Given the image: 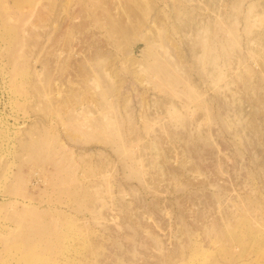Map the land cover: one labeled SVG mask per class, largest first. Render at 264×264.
Listing matches in <instances>:
<instances>
[{
    "label": "rangeland",
    "instance_id": "374dc122",
    "mask_svg": "<svg viewBox=\"0 0 264 264\" xmlns=\"http://www.w3.org/2000/svg\"><path fill=\"white\" fill-rule=\"evenodd\" d=\"M141 2L140 84L89 0H0V264H264V0Z\"/></svg>",
    "mask_w": 264,
    "mask_h": 264
},
{
    "label": "bare ground",
    "instance_id": "6f19581e",
    "mask_svg": "<svg viewBox=\"0 0 264 264\" xmlns=\"http://www.w3.org/2000/svg\"><path fill=\"white\" fill-rule=\"evenodd\" d=\"M89 1L92 2V4H94L95 6L99 7L101 9L102 13L97 11L95 8H92L93 5L89 7V6H85L82 3H80V4H82L81 5V7H83L82 10H84L83 12H85V13L83 15V19H77L78 22L76 24H74V26L72 27V31L75 33L74 36L79 37L78 41H76V42H78V45H77L78 48L83 49V47L86 46V50L79 53V55H82V57H83L80 64L82 65V63H84V60L86 61L89 58V56L93 57L95 55V57H97L98 53L101 54V52H98V51H100V49H102V48H98L101 39L100 40L97 39V40H95V42H93V40L95 38L92 36V35H94L92 32L95 31V29L98 30L99 26H100L101 31H104V30L107 31V33H108L107 34V40H111L113 42V44H114L113 46H114L115 50L117 51V52L115 51V53H114L117 56V59H119V57L121 56V53L124 57H128V55L125 54V52H128V51H126L124 49L126 47H124L123 43H124V41L125 42H127V41L131 42L134 39L135 40L140 39L137 36L134 37L135 35H133V34H136L134 32L139 33L138 28L141 29V27H140L141 24H139V22H138L140 19H137V15H139L138 10L140 9L142 11V7H143L141 4L142 3L141 0H136L135 4L132 6H131L132 3L129 2L128 0H89ZM143 9H144V7H143ZM142 21L140 20V23ZM98 23L100 25H98ZM96 25H97V27H96ZM33 30H34V32L36 31L35 26H34ZM139 31H141V30H139ZM56 33H58V34H55L58 37L59 32H56ZM36 34H37V32H36ZM56 36H54V38H56ZM96 37L98 38V36H96ZM148 38L149 37L144 38V41H146V43L152 42L151 39L149 38L150 39L149 40ZM121 44L124 47L123 51H125V52H120V50H121L120 47H122ZM151 44L148 45L150 50H152ZM66 46H67L66 49H67V54H68L67 57H69V58H70V56L76 57V54L75 55L69 54V51H71V50L74 51V42L69 40L66 42ZM129 51L130 52H128L127 54H131V50H129ZM55 59H56L58 65L69 64L68 59L67 60L63 59V57H61L59 53H57V55L55 56ZM136 62H139V60H135L132 56H129L126 59L125 64L122 66L121 71L125 72V77L128 76L129 73L132 74L131 76H133V79H134L133 81L135 83L141 84L143 77L139 78L140 73L138 75H136L137 71L135 72L136 74L132 72L135 69V67L133 65ZM110 63H111V61H110ZM130 65L134 67L133 70L130 69V67H131ZM141 65H143V64L141 63ZM83 74H85V75L88 74V67L86 69H83ZM118 75H119V73L115 70H112L111 73L105 72L103 75L100 72H97L95 70L94 77L96 78L95 81L100 78V83L101 82L104 83V85H105L104 89L105 90H110V92H113V91H115L114 87H116L115 83L117 84V82H121V84H124L123 83L124 78L120 77L118 79V77H119ZM116 77H117L118 81H116V79H115ZM101 79H102V81H101ZM140 80H141V82H140ZM96 82L98 83V81H96ZM47 87L52 89L51 83ZM75 92H76V90H75ZM58 94H60V92ZM69 94L71 95V93H69ZM70 95H69V97H70ZM73 95L75 98L76 95L74 93H72L71 97H73ZM104 95H105V91H104ZM77 96H80V94L79 95L77 94ZM124 96H126V95H124ZM77 98H79V97H77ZM105 99H109V96H107V98H105ZM67 101H68V99H67Z\"/></svg>",
    "mask_w": 264,
    "mask_h": 264
}]
</instances>
